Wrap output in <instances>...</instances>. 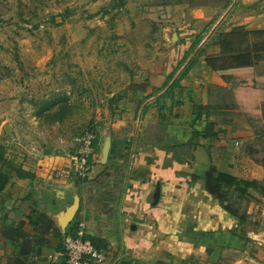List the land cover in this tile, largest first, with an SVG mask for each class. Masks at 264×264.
I'll use <instances>...</instances> for the list:
<instances>
[{
  "label": "crops",
  "instance_id": "1",
  "mask_svg": "<svg viewBox=\"0 0 264 264\" xmlns=\"http://www.w3.org/2000/svg\"><path fill=\"white\" fill-rule=\"evenodd\" d=\"M202 18H189L185 33L194 34ZM191 43L184 46L178 37L177 46L170 48L165 57L149 61L144 82L153 92L146 93V88L136 96L142 106L135 118L134 132L130 130L132 103L125 106L127 113L117 120L96 119L100 130L89 182L55 179L54 171L65 167L69 160L71 141L58 132L51 131V135L47 127L37 147L28 145L27 153L18 157L5 154L34 176L13 178L3 191L6 198L0 200L6 209L14 208L18 215L25 216L19 218L23 221L22 232L28 235L19 240L23 247L30 251L40 241L46 243L38 253L29 252V264H66L62 242L54 233L58 231L62 239L74 222H78L82 239L107 252L105 264H264V248L256 244L263 231H246L243 240L237 218L222 209L212 192L220 186L218 194L224 196L235 180L258 182L264 178V165L253 164L252 152L242 153L240 159L237 155V146H242L243 140L237 142L238 132L230 122L238 112L234 102L238 96L229 85L235 77L208 66L209 52L198 60L182 62ZM252 43L245 45L250 52L246 60L251 65L255 60L250 50ZM219 50L213 55L215 65L233 64ZM192 61L196 63L181 78ZM229 72L235 73L233 69ZM247 79L245 89L250 90L254 87L249 83L253 77ZM222 92L226 100L211 107L212 95ZM6 108L2 124L8 121ZM222 114L230 116L224 118L229 121L217 120ZM57 126L55 122L50 127ZM208 129L213 136L205 135ZM244 141L255 148L248 139ZM19 158L20 164H16ZM243 162L250 163L249 167ZM89 189L92 191L86 193ZM101 192L103 198L95 196ZM34 193L35 211L49 218L54 226L47 235L35 233L29 224L37 217L29 216L31 211L23 199ZM246 193L264 198L259 187L247 188ZM75 200L76 211L67 219ZM13 251L16 252L7 241L5 258L11 257Z\"/></svg>",
  "mask_w": 264,
  "mask_h": 264
},
{
  "label": "rangeland",
  "instance_id": "2",
  "mask_svg": "<svg viewBox=\"0 0 264 264\" xmlns=\"http://www.w3.org/2000/svg\"><path fill=\"white\" fill-rule=\"evenodd\" d=\"M195 15L203 16L202 22L194 34L185 33L191 21L188 19ZM233 36L238 37L240 48L253 41L250 50L255 54L253 65L241 61L233 67V74L231 68L221 65L223 74L235 77L229 85L237 93L234 102L238 112L230 122L238 132L237 142L243 140L237 155L240 159L242 153L252 152L253 164L264 165V0H125L123 6L115 0H0V120L5 107L8 119L0 122V148L5 147L9 157L26 154L28 145L41 143L47 127L51 135V131L58 132L70 140L68 149L73 151L86 129L93 127L97 135L100 129L96 119L117 120L127 113L129 103L133 104L130 130L134 132L142 102L137 103L139 91L135 92L133 85L153 92L145 83L149 61L165 57L177 46L178 37L184 46L198 39L184 59L198 60L206 45L204 54L209 52L212 57ZM247 77H253L250 90L245 89ZM57 95L67 97L68 109L58 126L51 128L55 122L45 118L49 112L40 111ZM221 99L226 100L223 92L212 95L211 107ZM225 117L230 116L222 114L217 120L229 121ZM246 139L255 148L246 146ZM257 183L264 194V178ZM102 193L95 196L103 198ZM224 193L227 203L247 216L242 231L264 233V198L238 195L233 188ZM35 195L23 199L34 219L38 212L32 203ZM4 198L2 192L0 200ZM3 204L0 264H7L5 245L11 239H23V221L19 218L25 216ZM257 243L264 248V234ZM256 262L252 264H261Z\"/></svg>",
  "mask_w": 264,
  "mask_h": 264
},
{
  "label": "trees",
  "instance_id": "3",
  "mask_svg": "<svg viewBox=\"0 0 264 264\" xmlns=\"http://www.w3.org/2000/svg\"><path fill=\"white\" fill-rule=\"evenodd\" d=\"M118 3V6H123L125 0H115ZM254 34V33H253ZM258 34V32H257ZM232 39L229 40V42L227 44H224L221 46V50H222V54H224V56L227 59H231V61L229 63H233V64H219L220 67H218L219 70H222V66L221 65H225L228 68L233 69V67L235 65H241V61H247L246 60V55L249 54L248 50L245 49V46L243 48V46L240 48L238 46V37H231ZM198 39H196L192 45H191V49L198 44ZM245 43V40L242 41L241 44ZM205 49H203L200 53L199 56L201 54L205 53ZM186 58V55H184L183 60ZM214 57L212 56L211 59L209 60L210 62L207 63L208 66H210L212 69H216L217 66H215L214 63ZM213 59V60H212ZM228 60V61H229ZM249 61V60H248ZM246 62V63H250V62ZM195 61H192L190 63V65L184 70V72L181 74V78L182 76H184V74L186 75V73L190 70V68L196 63H194ZM133 89L134 91H139V92H144L145 87L143 88L142 86L139 85H133ZM136 98V96H135ZM67 97L64 95H57L55 97V99H53L52 101L47 102L49 105L46 108L41 109L40 112H44V111H48L49 113H47L45 115V118L51 119V121L53 122H58L61 121L62 118L65 115V112L68 109L67 106ZM138 104H141V101L137 102ZM55 110L53 111V113H50L52 109ZM209 127V126H208ZM205 135L206 136H213V134H211L210 129L205 131ZM96 145V141L94 143V146ZM5 150L4 148H0V194L4 191L5 187L7 186V184L13 179H34V176L32 174H29L25 171H23L21 168L17 167L15 165V163L11 160H8L5 157ZM258 183L256 181H244V180H235L234 185H233V191L238 194V195H246V189L247 188H252V189H258ZM222 187L220 186H216L212 189V192L215 196H217V198L219 199V202L221 204L222 209L227 212L229 215L234 216L235 218H237L238 222H239V226L240 228H242V226L245 224L247 216H244L243 214L239 213L237 211V209L235 207H233L231 205V203H227L226 201V197L225 195H219L218 192ZM231 188V189H232ZM29 224L31 225V227H33V229L35 230V233L37 234H44L45 232H49V230L52 229L53 227V223L52 221L47 218L45 215H42L41 213L37 214V218L35 219L34 222H29ZM40 226H41V231L40 230ZM43 226V228H42ZM51 226V227H50ZM243 228L240 231V235L242 237L243 240H245V233L244 231H242ZM16 232L19 233L20 229L18 231V229H16ZM22 233V232H21ZM76 233H78V222H74L72 223L67 231H66V236H75ZM23 237L28 238V235H25L24 233H22ZM55 237H58L59 240H63V238L61 239V234L56 231L54 233ZM39 242V241H38ZM10 245L13 247V250H15L16 252L13 251V254L11 255V257H8L7 259V264H29L28 263V254L30 251L34 252V253H38L39 249L41 247H43L46 243L45 242H41L40 244L37 243L35 244L30 251H28L25 247H23L22 243H19L18 239H11L9 241ZM57 250H60L59 248H57ZM63 250V248L61 249ZM66 262V259H65Z\"/></svg>",
  "mask_w": 264,
  "mask_h": 264
},
{
  "label": "built area",
  "instance_id": "4",
  "mask_svg": "<svg viewBox=\"0 0 264 264\" xmlns=\"http://www.w3.org/2000/svg\"><path fill=\"white\" fill-rule=\"evenodd\" d=\"M96 139L93 127L86 129L70 153L66 166L54 172L55 179L64 182L90 181ZM62 246L61 254L65 257L66 264H105L107 261V252L82 239L81 231L75 236H64Z\"/></svg>",
  "mask_w": 264,
  "mask_h": 264
},
{
  "label": "water",
  "instance_id": "5",
  "mask_svg": "<svg viewBox=\"0 0 264 264\" xmlns=\"http://www.w3.org/2000/svg\"><path fill=\"white\" fill-rule=\"evenodd\" d=\"M77 208V200H75L74 204L72 205V207L69 209L66 218L67 219H71L74 212L76 211Z\"/></svg>",
  "mask_w": 264,
  "mask_h": 264
}]
</instances>
